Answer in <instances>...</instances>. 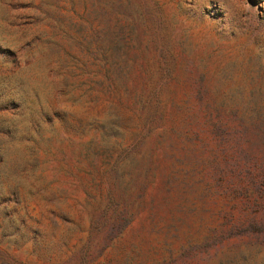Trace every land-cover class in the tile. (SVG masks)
<instances>
[{"label":"rangeland","instance_id":"rangeland-1","mask_svg":"<svg viewBox=\"0 0 264 264\" xmlns=\"http://www.w3.org/2000/svg\"><path fill=\"white\" fill-rule=\"evenodd\" d=\"M0 264H264V0H0Z\"/></svg>","mask_w":264,"mask_h":264}]
</instances>
